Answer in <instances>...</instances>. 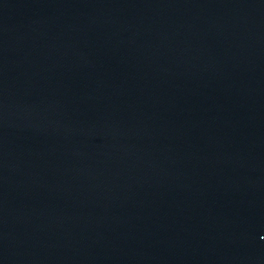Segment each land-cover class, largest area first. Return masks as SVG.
<instances>
[{
  "label": "water",
  "instance_id": "1",
  "mask_svg": "<svg viewBox=\"0 0 264 264\" xmlns=\"http://www.w3.org/2000/svg\"><path fill=\"white\" fill-rule=\"evenodd\" d=\"M0 264H264V0H0Z\"/></svg>",
  "mask_w": 264,
  "mask_h": 264
}]
</instances>
